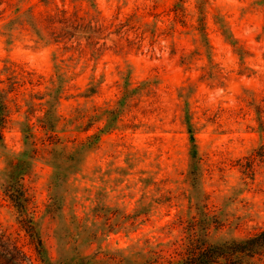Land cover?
I'll return each mask as SVG.
<instances>
[{
	"label": "rangeland",
	"instance_id": "rangeland-1",
	"mask_svg": "<svg viewBox=\"0 0 264 264\" xmlns=\"http://www.w3.org/2000/svg\"><path fill=\"white\" fill-rule=\"evenodd\" d=\"M63 12L72 27L44 22ZM0 90L11 111L0 129V231L17 241L0 246L2 262L147 264L163 250L166 264L177 221L200 204L218 222L210 242L264 227V0H0ZM48 93L54 134L68 151L90 146L55 187L41 151L26 177L41 262L1 184L7 157L24 149L25 102ZM49 99L31 100L38 137ZM105 109L121 113L108 121Z\"/></svg>",
	"mask_w": 264,
	"mask_h": 264
},
{
	"label": "trees",
	"instance_id": "trees-1",
	"mask_svg": "<svg viewBox=\"0 0 264 264\" xmlns=\"http://www.w3.org/2000/svg\"><path fill=\"white\" fill-rule=\"evenodd\" d=\"M62 18L55 20V16H48L44 22L49 26L60 23L65 28L72 27L74 20L71 21L65 13H62ZM72 36L70 32H64V36ZM56 39L60 36H55ZM58 37V38H57ZM89 39V38H87ZM83 50H80L82 52ZM6 72L10 73L8 80H13L12 67H7ZM32 73H26L30 76ZM15 82L11 83V86ZM51 99L45 101L44 105L48 108L44 111L41 118L37 119L40 130L43 132V137H38L33 131L34 126L29 122L36 112L33 99H43L45 96ZM126 94L118 101V106L125 105ZM30 100L25 102V121L21 124V133L23 139V151L18 154H13L7 157L6 167L2 173L4 181L1 184L3 196L11 206L15 209L17 214V223L20 229L25 233L29 239L30 244L38 248V257L43 262V243L37 232V223L34 220L35 211L31 207L30 196L28 195V188L25 186L26 177L29 176L33 161H35L38 152L44 155V161L52 167L53 175L52 186L55 187L64 182L69 174H72L78 169L80 163L79 156L81 152L89 147L87 145H80L72 151H68L66 146L62 144L60 139L54 134L56 117L53 113V106L56 96L49 93L44 95H30ZM10 100L7 98L6 93L0 90V129H3L9 121L11 114L8 103ZM40 106L43 104H39ZM19 109V107H18ZM120 109L116 110H103L102 114H106L108 121L113 115L119 116ZM188 123V122H187ZM189 129H191L189 125ZM190 143L192 150L190 158L192 164L190 166L189 177L193 182L198 179L199 158L197 155L196 147L194 144V137L192 131L189 130ZM3 139L0 133V141ZM41 142L43 147L41 150L37 148V142ZM56 200L51 199V202L46 206L45 214L53 215L56 210ZM177 225L180 227L179 237L170 243L172 248V256L170 255L165 261L166 264H256L264 261V227L259 233L247 237L242 240H231L213 243L209 241V233L218 227V222L214 216L211 215L206 205L200 204L196 207L194 215L189 216L187 219H179ZM17 241L11 239L4 232L0 231V246L4 248L16 247ZM163 250L150 253V259L147 264H158L164 258ZM109 259H123L124 255L121 252L113 254H105ZM98 254L92 257H97ZM78 257V256H77ZM13 260V257L10 258ZM25 261L29 262L24 254L22 255L19 264ZM9 262H2L0 264H8ZM162 264V263H159Z\"/></svg>",
	"mask_w": 264,
	"mask_h": 264
}]
</instances>
